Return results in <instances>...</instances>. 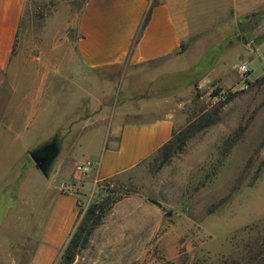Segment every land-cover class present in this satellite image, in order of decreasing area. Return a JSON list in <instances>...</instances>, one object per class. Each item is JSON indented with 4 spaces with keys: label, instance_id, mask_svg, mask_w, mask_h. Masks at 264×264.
Here are the masks:
<instances>
[{
    "label": "rangeland",
    "instance_id": "374dc122",
    "mask_svg": "<svg viewBox=\"0 0 264 264\" xmlns=\"http://www.w3.org/2000/svg\"><path fill=\"white\" fill-rule=\"evenodd\" d=\"M84 2L26 0L13 53L32 58L51 44L75 40ZM191 4L192 22L199 29L185 58L192 69L163 72V60H156L105 73L107 108L101 125L84 132L71 131L68 125L57 132L63 143L50 171L51 185L59 196L76 197L69 234L90 203L109 191L120 196L72 264H220L249 226L264 222V0ZM242 63L249 67L244 88L238 72ZM216 87L223 93L213 96ZM19 92L17 88L15 107L23 90ZM9 96V85L1 84L0 114ZM156 98L164 100L154 102ZM75 100L71 96L68 104ZM135 107L151 111L152 117L159 116L160 107L175 113L180 120L173 136L181 142L158 149L125 173L94 186L85 183L87 176L77 165L94 153L93 142L104 136L107 124L131 120ZM80 116L81 108L70 122ZM241 129L240 138L227 148ZM46 131L44 126L36 135L45 136ZM64 158L76 160L73 170L56 174ZM25 159L34 164L29 154ZM62 183L71 190L63 191ZM71 194L64 205L69 210ZM47 197L42 193V204ZM3 202L0 219L12 200ZM60 217H66L65 210ZM7 233L0 230V242L7 241ZM34 248L28 237L11 245L20 264L27 263Z\"/></svg>",
    "mask_w": 264,
    "mask_h": 264
},
{
    "label": "crops",
    "instance_id": "0c3cea01",
    "mask_svg": "<svg viewBox=\"0 0 264 264\" xmlns=\"http://www.w3.org/2000/svg\"><path fill=\"white\" fill-rule=\"evenodd\" d=\"M150 3L85 0L75 40L56 42L46 53L40 50L25 58L20 51L15 55L13 49L26 0H0V86L7 83L10 89L0 114V204L5 198L12 200L0 219V230H8L7 241L0 242V264H20L11 245L24 243L27 237L35 241V248L27 263L23 260L21 264H55L73 226L75 195L59 196L51 185L54 175L45 176L26 161L29 150L68 125L78 132L101 125L107 108L103 104L108 94L105 73L156 60H163V72L193 68L185 62L193 50L191 39L199 32L192 22L191 0H159L141 27ZM17 88L23 92L15 107ZM73 95L74 104H68ZM159 100L164 98L154 102ZM79 108L81 116L70 122ZM157 110L159 116L152 117L151 111L135 107L131 120L107 124L104 136L93 142L94 153L82 160L93 163L85 173V183L94 186L133 169L171 139L180 119L166 108ZM44 126L47 134L36 135ZM82 137L77 139L78 147ZM62 143L63 139L61 148ZM75 162L64 158L56 174L72 172ZM42 193L49 199L44 204ZM70 194L71 210L64 206ZM64 210L65 218L60 217Z\"/></svg>",
    "mask_w": 264,
    "mask_h": 264
},
{
    "label": "trees",
    "instance_id": "16d2710c",
    "mask_svg": "<svg viewBox=\"0 0 264 264\" xmlns=\"http://www.w3.org/2000/svg\"><path fill=\"white\" fill-rule=\"evenodd\" d=\"M159 3V0H151L149 10L144 17L143 27L149 19L151 9ZM184 47V44H183ZM197 86V82H193ZM221 87H216L212 92L213 96L217 95ZM214 118L209 122H214ZM237 132L235 136L227 143L230 148L240 138L241 133ZM181 140V139H180ZM179 141V138L173 136L161 148L171 147ZM120 199L119 195L109 191L98 199L90 203L84 212L80 215L74 229L68 236L61 254L58 264H72L75 257L83 249H85L90 241L93 231L102 223L104 217L108 214L113 204ZM220 264H264V222L262 224L251 225L245 230V235L237 239L235 243V251L225 257Z\"/></svg>",
    "mask_w": 264,
    "mask_h": 264
},
{
    "label": "water",
    "instance_id": "95a60500",
    "mask_svg": "<svg viewBox=\"0 0 264 264\" xmlns=\"http://www.w3.org/2000/svg\"><path fill=\"white\" fill-rule=\"evenodd\" d=\"M60 148L61 139H58V133H55L50 139L29 150L28 153L36 167L45 176H49Z\"/></svg>",
    "mask_w": 264,
    "mask_h": 264
},
{
    "label": "built area",
    "instance_id": "2783aa9c",
    "mask_svg": "<svg viewBox=\"0 0 264 264\" xmlns=\"http://www.w3.org/2000/svg\"><path fill=\"white\" fill-rule=\"evenodd\" d=\"M238 72L241 75L240 81H241V85L240 88H244L247 85V80H248V76H249V67L245 64H239L238 65ZM223 93V90L221 89L220 92L217 95H220ZM93 163L90 160H85L80 162L77 165V169L80 170L83 173H87L88 170L92 167ZM61 189L65 192H69L71 190L70 185L61 184Z\"/></svg>",
    "mask_w": 264,
    "mask_h": 264
}]
</instances>
